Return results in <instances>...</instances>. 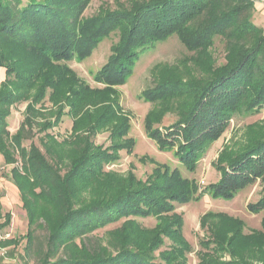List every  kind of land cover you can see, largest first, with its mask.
<instances>
[{
	"label": "trees",
	"instance_id": "16d2710c",
	"mask_svg": "<svg viewBox=\"0 0 264 264\" xmlns=\"http://www.w3.org/2000/svg\"><path fill=\"white\" fill-rule=\"evenodd\" d=\"M88 3L0 0V153L26 212L24 255L38 264H190L192 246L176 204L204 195L233 199L256 181L264 189V118L246 124L235 147L224 146L214 162L220 177L203 189L179 168L159 163L143 179L133 169L106 168L119 150L133 148L124 139L130 118L113 87L127 82L148 48L178 38L186 52L177 64L154 68L157 82L142 92L154 104L145 131L159 150L173 152L195 172L234 117L264 107V27L253 19L255 0H127L83 16ZM112 31L119 40L95 74L104 87L91 89L66 62L86 59ZM215 37L223 43L219 64ZM24 101L26 114L12 133L11 107ZM46 101L54 109L44 107ZM64 113L73 122L60 138L50 129ZM166 113L178 118L159 125ZM103 131L108 147L95 141ZM247 209L264 210V193ZM212 216L217 220L208 227L211 236L199 240L198 264H264V216L261 229L249 233L242 219L213 210L201 224ZM148 218L153 226L139 222Z\"/></svg>",
	"mask_w": 264,
	"mask_h": 264
},
{
	"label": "rangeland",
	"instance_id": "374dc122",
	"mask_svg": "<svg viewBox=\"0 0 264 264\" xmlns=\"http://www.w3.org/2000/svg\"><path fill=\"white\" fill-rule=\"evenodd\" d=\"M89 3L86 6L83 16H90L98 12L99 8L104 3L110 5L111 8H117L118 2L126 3L127 0H88ZM255 16L254 21L256 24L264 27V0H255ZM119 32L112 31V33L105 37L92 51L91 55L84 60H71L66 62L73 73L86 82L90 88L102 89L104 85L97 81L96 72L106 64V60L111 51V45L119 40ZM214 57L217 58L218 64L224 61L223 55V43L219 41L218 37L214 39ZM186 52L183 44L175 36H171L163 42H157L154 46L148 48L147 51L142 53L137 62L135 63L133 72L126 83L121 86L113 87L117 104H119L121 111L130 118V129L128 131L125 140H132V150L123 148L119 150V158L115 162H111L106 167L107 170H116L119 173L125 174L128 170L133 169L134 173L145 179L156 163L162 165H168L171 169L179 168L182 174L186 177L194 178L197 181V185L200 189L204 186L211 184L212 181H216L220 177V173L216 169L214 162L218 153L224 148L226 144L229 147H235L239 139L243 137L246 124H250L254 121L264 118V107L256 113V115L243 117L237 115L230 123V126L226 129L223 135L214 141L208 150H206L200 157L195 172H188L175 154L171 151L163 152L159 150L156 143L150 139L145 131V115L154 106L153 103L145 101L142 92L153 86L157 82V77L152 73L161 65L163 70L170 64H177L179 57ZM0 82L5 78V70L0 67ZM162 73V72H161ZM168 74H173L171 71ZM3 78V80L1 79ZM26 102H20L17 105L12 106L11 113L8 116L9 130L13 133L20 126L21 120L26 114ZM44 107L47 109L52 108L51 102H45ZM48 114V112H46ZM49 115V114H48ZM178 117L175 113H166L159 125H168L173 123ZM39 120V119H37ZM59 125L54 126L50 130L58 135L60 138L65 137L70 133L72 126V117L67 113H64ZM39 127V124L33 126V133ZM36 134V133H35ZM34 134V135H35ZM123 139V140H124ZM122 140V139H121ZM120 140V141H121ZM96 143L102 147H108L111 143L109 134L107 131L99 133L95 139ZM34 142L38 143V136L34 138ZM26 145L29 141L24 142ZM0 176H8L10 174L11 166L5 163L2 154L0 153ZM4 165L6 168H4ZM3 168V169H2ZM204 181V184L203 182ZM264 193L262 184L256 181L254 185L247 186L240 190L233 199L223 200L221 198H213L208 195H204L197 201H189L182 205L176 204V212L183 215V232L192 246V251L188 253V261L190 264H198V253L201 250L199 246V240L203 237L211 236L208 231V227L212 225L211 220H217V217L212 216L206 220L207 226L202 225L203 219L201 216L209 210L215 212L227 213L231 216L242 219L246 233L255 229H261V221L263 218L264 210L256 213H251L247 209L249 202H254L259 196ZM145 226H153L155 219H139V222ZM202 221V224H201ZM98 234H102L103 230H98ZM43 233V231H40ZM25 239L22 243L24 246ZM14 264H38L35 257L25 259L17 256ZM254 264H262L261 262H255Z\"/></svg>",
	"mask_w": 264,
	"mask_h": 264
},
{
	"label": "crops",
	"instance_id": "0c3cea01",
	"mask_svg": "<svg viewBox=\"0 0 264 264\" xmlns=\"http://www.w3.org/2000/svg\"><path fill=\"white\" fill-rule=\"evenodd\" d=\"M27 226L26 212L22 209L20 194L11 173L0 176V264H14L17 256L25 259L22 237ZM4 241L10 242L1 244Z\"/></svg>",
	"mask_w": 264,
	"mask_h": 264
},
{
	"label": "built area",
	"instance_id": "2783aa9c",
	"mask_svg": "<svg viewBox=\"0 0 264 264\" xmlns=\"http://www.w3.org/2000/svg\"><path fill=\"white\" fill-rule=\"evenodd\" d=\"M203 182V184H204V181H202Z\"/></svg>",
	"mask_w": 264,
	"mask_h": 264
}]
</instances>
